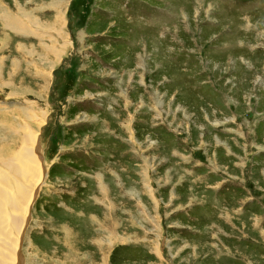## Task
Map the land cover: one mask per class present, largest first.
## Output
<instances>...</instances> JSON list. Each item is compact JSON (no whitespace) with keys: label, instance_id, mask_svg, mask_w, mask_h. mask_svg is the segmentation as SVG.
<instances>
[{"label":"rangeland","instance_id":"1","mask_svg":"<svg viewBox=\"0 0 264 264\" xmlns=\"http://www.w3.org/2000/svg\"><path fill=\"white\" fill-rule=\"evenodd\" d=\"M25 216L20 264H264V0H0V264Z\"/></svg>","mask_w":264,"mask_h":264},{"label":"bare ground","instance_id":"2","mask_svg":"<svg viewBox=\"0 0 264 264\" xmlns=\"http://www.w3.org/2000/svg\"><path fill=\"white\" fill-rule=\"evenodd\" d=\"M32 135H33V133H32ZM31 134H30V136H32ZM34 135L30 138V137H28V140L30 141V144H31V148L29 149V152H30V154H31V156H32V159H29L28 160V165L29 166H31V167H34L35 169H36V172H37V176L36 177H34V178H32L33 176H31L30 178H28V180H32L33 181V185H32V190H31V192H30V194H29V197H28V199H27V203L25 204V206H24V209H23V211H25V214H27V212H28V210L30 209V204L32 203V196H33V193H34V189L37 187V185L38 184H40V180H41V169H40V166H39V164H38V162H37V159H36V157H35V155H34V150H33V146H34ZM36 151V150H35ZM26 167H24L23 168V170L25 169ZM43 180V179H42ZM35 196H36V192H35ZM32 205V204H31ZM27 216V215H26ZM26 216L24 217V219H23V222H22V224H21V226H19V229H18V231H17V235H16V240L14 241V246H13V243L10 245V247L12 248V251H11V253L8 255V257H7V260H6V263H3V264H13V263H15V261L17 260V256H16V258H15V255H17V253H19V250H18V247H19V241H20V243L22 242V237H21V232H22V228H23V225H24V221H25V219H26ZM28 221V220H27ZM26 224H27V222H26ZM21 240H20V239ZM5 251H0V255H3V253H4ZM17 252V253H16ZM21 264H22V262H21Z\"/></svg>","mask_w":264,"mask_h":264},{"label":"water","instance_id":"3","mask_svg":"<svg viewBox=\"0 0 264 264\" xmlns=\"http://www.w3.org/2000/svg\"><path fill=\"white\" fill-rule=\"evenodd\" d=\"M16 256H17V260L15 261V264H20V263H19V261H20V254H19V253H17V255H16Z\"/></svg>","mask_w":264,"mask_h":264},{"label":"crops","instance_id":"4","mask_svg":"<svg viewBox=\"0 0 264 264\" xmlns=\"http://www.w3.org/2000/svg\"><path fill=\"white\" fill-rule=\"evenodd\" d=\"M6 26V25H5ZM7 27V26H6Z\"/></svg>","mask_w":264,"mask_h":264}]
</instances>
